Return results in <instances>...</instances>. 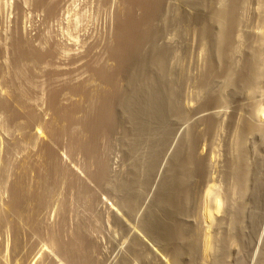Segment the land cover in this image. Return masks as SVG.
<instances>
[{
  "label": "bare ground",
  "instance_id": "1",
  "mask_svg": "<svg viewBox=\"0 0 264 264\" xmlns=\"http://www.w3.org/2000/svg\"><path fill=\"white\" fill-rule=\"evenodd\" d=\"M118 3L105 58L68 64L40 36L12 40L0 69V133H13L0 152V264H100L101 195L117 227L134 229L119 264H229L236 249L233 264H264V126L251 123L264 118V0ZM36 4L48 21L58 14Z\"/></svg>",
  "mask_w": 264,
  "mask_h": 264
},
{
  "label": "rangeland",
  "instance_id": "2",
  "mask_svg": "<svg viewBox=\"0 0 264 264\" xmlns=\"http://www.w3.org/2000/svg\"><path fill=\"white\" fill-rule=\"evenodd\" d=\"M37 1H39V0H36V2H35V0H0V55L2 54L0 56V61L3 62L2 64L0 62V69H6L7 71L8 70L10 71L11 67L8 65L10 62V65L12 66V62H11L12 59H10L12 57V55H10L12 49H10V46L12 48V45H11L13 43L12 40L17 38V35H20L19 37H21L22 40H29L30 42L33 41L32 43L35 44L36 46H37V44L39 45V41L37 39H39L38 37L40 36V37L44 38L47 42L49 41V43H52L51 45L55 46V44H56L55 47L64 48L67 53L63 57V60L67 61L68 64L71 61L73 62V60H76V59L80 58L81 56L86 55L87 53L89 54L90 51L92 53H94L93 54L94 56L95 55L96 56L101 55V57L105 58L104 57L105 54L102 55L104 53V52H102V51H104L102 49L104 48L106 42L109 41V39L111 40L113 38L112 35H114V31H115V27H116V25H114V24H116L115 22L117 19L116 14H117V12H118L117 10L119 8L118 7L119 6V3H118L119 0H51V1L49 0V2L51 3V6L52 5L55 6L56 3L58 2L56 5L57 7L55 6L56 7L55 9L59 14V16H58V14L56 12L55 13V14H57L56 17H54V16H53V18L51 17L52 19L49 20L50 22L47 20L48 17H46L47 16L46 11H44L43 9H41V10L39 9L38 5L36 4ZM116 2H117V4H116ZM251 4H252L251 5L252 7H250L247 14L249 15V18L252 17V20H253V19H255L254 16H256L255 13H257V12H255L257 10L256 9L257 5H255L254 2H251ZM252 9H253V11H252ZM43 11L46 14H44ZM47 23H50V24H47ZM253 24H255V21H254V23L252 22V25ZM254 28L256 29V27H253V29ZM256 30H259V29H256ZM36 42H38V43H36ZM49 43H47L48 45H45L46 48L48 46H50ZM83 46L86 47L85 50H84ZM91 47H93V48L91 49ZM9 49L11 51H9ZM67 49H70V51ZM44 50H46V49L44 48ZM68 52H70V53H68ZM1 58H3L4 60ZM201 61H202V63L200 65L199 62H201ZM203 61L204 60H203L202 56L201 57L197 56L195 64L202 66L204 63ZM4 62H6L8 64L6 65ZM43 74L41 77V81L43 79V81L46 82L47 79L44 80V78H46V77H45V75L43 76ZM73 76H75V74ZM75 77H77L76 82H78V80L80 79V75L76 74ZM75 77H74V79L73 78H71V79L75 80ZM81 78L83 79V77H81ZM43 81L41 83L44 84ZM45 86L42 85V88H45ZM48 86L49 85L47 83V86H46L44 93H47V91L49 89ZM261 93L260 94L263 98L261 97L259 100L263 101L264 92H261ZM45 96L47 97L46 94H44V97ZM259 97L260 96H258V98ZM263 108H264V104H263ZM224 110L225 111L222 110L223 112H221L224 117L227 116L226 117L227 119L232 118V117L237 119V114H236L237 112L235 111L234 108L229 107L227 109L225 108ZM251 120H252L251 123H253V120H254V123H257V124L262 123L261 125H259V124L258 125L261 127L264 126V118H261V120L259 119L260 122L258 120V117L252 118ZM0 123H3V122H0ZM4 125H5V123H3V126ZM5 126H7V125H5ZM5 128H8V127H5ZM5 133H4V131L2 133H0V135L2 134V136H0V148H1L0 152H3V153H5L7 151V149L9 148L8 142L11 141L10 140L11 137L13 138V135H11V134H13L12 132L11 133L9 132L6 134ZM6 135H8V136H6ZM258 139H259L258 135H257V137L253 136L250 140V144H252L254 141H256ZM205 148H208V147L206 146ZM248 148H249L248 149L249 152H251L252 151L251 145H249ZM202 151L204 152V154L207 153L206 155H209V153H210L209 149H207V150L205 149V151L203 149ZM219 152L221 153L219 160L222 161L224 155L221 151V148H220ZM117 153H119V154H117ZM251 153H250V155H253V152H251ZM68 157H69V155L67 156L66 151L62 150V153L60 154V158L62 160V163L65 165H66V163H67V165L69 163L68 167L70 165H72L69 168L70 169L72 168V170L74 169L73 172L77 171L75 174H77V176L79 178H81L83 176L81 179L87 181L86 174H84L85 172L82 170L81 167H77V166H81V164H79L81 161V158L80 157L77 159L75 158L78 161L80 159V161L78 163L76 160H75V162L73 161L74 158L72 159V158H68ZM250 157H252V156H250ZM64 159H66V160H64ZM71 159H72V161H70ZM110 159H111V161H113V162L110 161L111 162V169L113 171L117 172L120 169L123 170V168H122L123 166L121 163L122 162V155H121L119 149H115V151L112 150L111 155H110ZM72 162H74V163H72ZM119 162L121 163V165ZM78 168L79 169L81 168V169L79 170ZM75 169H77V170H75ZM81 170H82V172H81ZM80 174H81V176H80ZM87 183H88V181H87ZM88 185H92V187H94V185L92 183L90 184V182L88 183ZM101 194H104V193H101ZM108 197H109L108 195L107 196L101 195L100 200L103 199L104 201L102 200L101 203H98L100 207L97 204V212L100 216L103 215L104 218L102 217V222H103V219H104V222L102 223V230H100V232H98V234L93 233V235L96 234L95 235L96 237L93 236V238L96 241L98 240L97 241L98 246H99L98 257H99V260L101 259L100 264H102V262H104L103 264H114V263L119 264L118 259H119V257H122V255H121V254H123L122 252L126 250L124 248L125 247L127 248L128 239L130 237V234L131 235L133 234L132 231L134 229H131V231H130V230H123V229L117 227L116 223L113 222L114 221L113 217L111 216V210L112 209L111 210L109 209L113 206V202H112V199L110 197L108 199ZM107 200H109V201H107ZM222 215H224V214L222 213ZM222 215H221V217H222ZM53 216L54 215H52V218H51L52 222L55 220L54 219L55 217H53ZM72 218H74V217H72ZM72 218H70V219H72ZM74 219L72 221L70 220V227L71 226L73 227L74 222H75ZM131 222H133V221H131ZM131 222H129V223H131ZM133 224H134V222H133ZM133 224H130V225H133ZM115 225H116V227H115ZM263 227H264V225H263ZM121 233L123 236L121 235ZM123 233L128 235L129 237L124 235ZM261 236L263 238L264 235L261 234L259 236L261 241H262ZM259 237L254 239V240H256V242H254V240H253V245H254V243H256L254 245L255 247L252 245L254 247V250H253V248H252V250L256 251V252H254L255 254H257V251H259L258 249L261 248L260 246L262 244ZM121 246H123V247H121ZM157 250L160 251L159 247L157 248ZM235 251H237V249L234 250L232 257H231L230 261L228 262L229 264H233L232 262H235L234 259H236L237 257H239L241 255V251L239 249L237 252L238 254ZM113 256H114V258H113ZM232 258H233V260H232ZM208 261H209V263H208ZM208 261L206 260V261H204L205 263L204 262L203 263L204 264H206V263L210 264V260H208ZM248 261L249 262L251 261L250 264H253L252 258H249ZM133 263H135V262H133ZM166 263H167V261H165V264Z\"/></svg>",
  "mask_w": 264,
  "mask_h": 264
}]
</instances>
